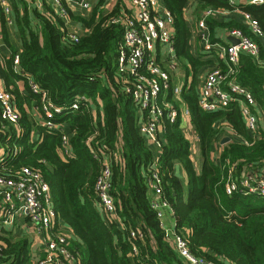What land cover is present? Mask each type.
<instances>
[{
	"label": "trees",
	"instance_id": "trees-1",
	"mask_svg": "<svg viewBox=\"0 0 264 264\" xmlns=\"http://www.w3.org/2000/svg\"><path fill=\"white\" fill-rule=\"evenodd\" d=\"M195 1V19L209 8L237 9L252 15L264 33V4L238 6L225 0ZM162 3L175 19L176 59L186 75H192V80L184 84L179 100L173 99L171 91L165 94V100L178 109L179 117L173 125L165 119L157 156L140 130L145 114L117 81L124 27L113 21L122 13V2L119 0L111 11L105 12V1L100 0L88 18L80 19L90 32L75 42L67 38L66 19L47 2L43 1L39 8L35 1L24 0L20 7L14 1L21 38L20 73L15 71L17 50L13 49L4 68L0 65V76L15 98L24 134L17 141L21 154L3 172L23 166L41 171L51 189L58 225L72 231L68 249L76 264H141L145 259L154 264H184L165 240V232L150 205L147 180L158 158L157 168L164 196L174 212L175 229L188 238L192 253L220 264H264V197H229L224 188L233 164L237 165L238 174L264 170V42L252 36L260 45L259 58L243 53L230 76V80L250 91L256 101L255 110L263 114L254 135L241 115L240 100L225 110L205 112L200 108V70L217 63L228 71V65L219 60L215 51L206 53L198 40L192 46V29L185 17L189 0ZM207 24L212 43H222L219 33L233 28L252 35L240 18L214 16ZM3 26L7 36L4 22ZM27 76L39 85L49 101L65 108L56 121L68 125L72 157L63 152L60 131L49 133L42 126L35 127L28 116L26 107L32 103L41 106L42 98L32 94ZM19 81H25L24 93L19 90ZM78 97L85 100L79 102V110L75 111L71 106ZM183 105L190 112V123L198 137L199 170L192 144L181 127ZM34 127L39 131L37 143L31 142ZM225 137L232 140L221 145ZM103 145L111 153V193L122 225L106 220L95 191L102 164L92 151ZM177 163L181 164L185 179L176 175ZM136 229L145 234L143 241L131 239V231ZM134 246L138 256L132 255ZM0 264H36L31 240L25 235L1 231Z\"/></svg>",
	"mask_w": 264,
	"mask_h": 264
},
{
	"label": "built area",
	"instance_id": "built-area-1",
	"mask_svg": "<svg viewBox=\"0 0 264 264\" xmlns=\"http://www.w3.org/2000/svg\"><path fill=\"white\" fill-rule=\"evenodd\" d=\"M28 1L37 3L39 0ZM96 1L98 0H51L54 9L66 20L74 6L91 12ZM225 1L235 5V0ZM122 4L121 15L113 21L124 27L123 41L119 50L117 81L145 114L140 123L141 133L146 136L150 144L160 149L162 145L160 135L164 131L165 119L173 125L179 117L178 109L165 100V94L171 91L173 99L179 100L183 92V86L174 84L172 74L178 65L174 50L175 19L163 5L162 0H122ZM247 4L260 5L264 4V0H247ZM40 6L41 4L38 3V7ZM0 7L3 15L7 18L11 16L13 6L9 0H0ZM242 15L244 25L253 36L263 38L264 33L258 21L249 13ZM214 16H226V12L209 8L201 17L195 19L197 38L206 53L215 51L219 60L227 63L228 71L216 66L205 73L199 90V106L205 112H215L225 110L233 102L240 100L238 103L241 115L246 121L248 130L256 135L260 123V116L255 110L256 101L248 89L230 80V76L234 73V68L239 66L243 53L259 58L260 46L239 28L227 30L229 38L239 41L237 45L231 42L227 45L212 43L207 20ZM10 20L8 18V24L12 23ZM67 38L78 42L80 35L68 31ZM166 62L169 68L163 65ZM14 66L15 71L20 73V52L14 55ZM27 82L32 94L41 95L42 98L41 106H35L41 114L42 122L35 124V127L42 126L49 133L60 131L63 152L66 156L72 157L68 125L56 121V116L63 114L65 108L49 101L32 78L27 76ZM83 100L84 97H78L71 109L79 110V102ZM181 118L190 119V112L184 105L181 108ZM21 119L22 115L13 94L4 87L0 79V232L21 231L31 240V245L38 243L42 248V255L35 261L36 264H76L74 255L68 249L73 237L72 231L58 225L51 189L41 171L23 166L10 173L3 172L4 167L18 159L22 152V148L17 144L24 134ZM35 127L31 133L32 143H37L39 140V131ZM92 152L102 164L95 185L101 212L109 223L117 222L122 225L111 193L113 172L110 150L103 145L100 150L94 149ZM157 166L158 158L150 168L152 171L147 185L151 195L150 205L165 232V240L171 244L184 264H220L194 255L188 238L177 231L176 227L167 226L166 217L169 213L174 215V212L164 196L163 180ZM238 172L236 164L229 167L224 184L226 195L264 197V170L242 171L241 174ZM130 237L133 240L143 241L145 234L141 229H136L131 231ZM132 255H139L136 246ZM141 264L154 263L145 259ZM226 264L233 263L226 262Z\"/></svg>",
	"mask_w": 264,
	"mask_h": 264
},
{
	"label": "crops",
	"instance_id": "crops-1",
	"mask_svg": "<svg viewBox=\"0 0 264 264\" xmlns=\"http://www.w3.org/2000/svg\"><path fill=\"white\" fill-rule=\"evenodd\" d=\"M9 1L12 3V6H13L14 1H15L18 4V6L20 7V3L22 1H24V0H9ZM25 1H28V0H25ZM43 1L47 2L49 5H51L54 8V6L52 5L51 0H39L36 3L37 6H38V3H40L41 6H42V2ZM77 1H79V0H77ZM104 1H105V5L102 7V10L105 11V12H109V11H111L113 9L115 4L119 0H104ZM120 1L122 2V0H120ZM99 2H100V0L96 1L94 6H97ZM235 4L238 5V6L239 5H244V4H247V0H235ZM196 5H197V1L189 0L188 6H187L186 11H185L186 20H188L187 19L188 13L191 15V12H192V14H193V12H195ZM222 10L226 12V16H220V17H222V18H240V20L244 23L243 15H242L243 12L241 10H237V9L233 10V11H227L226 9L225 10L222 9ZM16 13L17 12H16V10H15V8L13 6V12H12L11 16L8 17V18L11 19L10 21H12V23L8 24L7 23L8 18L5 15H3L1 7H0V65L3 68L5 66L6 60L9 59L12 56V54H13L12 50L15 49V50H17V52H19L20 51L19 49L21 48V38H20L19 31H18V26L16 24ZM90 13L91 12L83 11L78 6H74V8L69 13L68 20H66V26L68 28V31L69 32H76L80 36H82L84 34H88L90 32V29L87 28L81 22L80 19L88 18ZM192 21H193L192 22L193 26H191L189 22H188V25L192 29L191 44H192L193 47H195V42H193V39H194V41H196L195 37L197 38V34L195 33V31L197 30V28H196V20H195L194 16L192 17ZM3 22H4L6 30H7V36L5 35V32L3 31V28H4ZM222 33L221 32L219 33V37H220L221 41H223L222 44L223 45L229 44L231 41L229 40V36H227V34H228L227 30L224 32V34H222ZM252 36H253V34L251 35V37ZM258 39H260V41L264 42V36H263V38H258ZM208 55H210V54H208ZM210 59L214 60L213 56H211ZM163 65L165 67L169 68V64L167 62L163 63ZM216 66H217V63L215 65L214 64L213 65H209L208 67H211L209 69H212V68H214ZM263 68H264V65H263ZM263 71H264V69H263ZM172 74H173V82L176 85L184 86V84L187 81L191 82V80H192V75L187 76L186 73L184 72V70L182 69V67L179 66V64L177 65V69H175L172 72ZM0 79L3 82V84H4V87L7 88L6 84H5L4 80L1 78V76H0ZM201 86H202V83H201ZM201 86L199 87V84H198V90H200ZM18 87H19L20 92L24 93V90L26 89L25 88V81H19L18 82ZM35 106L36 105L32 103L30 106L26 107V110H27L28 116L33 120V122L35 124H39V123L42 122V117H41V114L38 112V109L35 108ZM258 114L260 116V121H262L263 120L262 112L260 111V112H258ZM181 119H182L181 120V127L185 131L186 137L190 140V142L192 144V151L194 153V157H193L194 163L198 167V170H199V165L200 164L197 161L198 154H199L198 137L196 136L195 131H194L193 127L191 126L190 119H188V118L187 119L181 118ZM67 131H68V133H70L68 128H67ZM231 140L232 139L230 138V142H231ZM151 148L155 151L156 155L159 154V151H158V149H157V147L155 145L151 144ZM220 151L221 150L219 149L218 153L215 155L216 160H219ZM175 173L181 179H185V177H186L185 173H184V170H183L181 164H179V163H177L175 165ZM165 222H166L168 227L175 228V223H176L175 217L171 213H169L167 215ZM18 234L23 235L24 232L19 231ZM31 250H32V256L34 258V261H37V259H39L41 257V255H42L41 246L38 243H34V245H31Z\"/></svg>",
	"mask_w": 264,
	"mask_h": 264
},
{
	"label": "rangeland",
	"instance_id": "rangeland-1",
	"mask_svg": "<svg viewBox=\"0 0 264 264\" xmlns=\"http://www.w3.org/2000/svg\"><path fill=\"white\" fill-rule=\"evenodd\" d=\"M194 15H196V13L195 12H193V14H192V12H191V15L188 13V16H187V19H188V22L190 23V25L191 26H193L192 24V17ZM195 33H196V31H195ZM195 39H196V41L198 40L199 41V43H200V40H199V38H196L195 37ZM196 41H194V39H193V42H196ZM209 68H211V67H208V66H204V67H202V69L200 70V72H199V79H198V82H199V87L201 86V83H203V76L205 75V73L206 72H208L209 71Z\"/></svg>",
	"mask_w": 264,
	"mask_h": 264
},
{
	"label": "water",
	"instance_id": "water-1",
	"mask_svg": "<svg viewBox=\"0 0 264 264\" xmlns=\"http://www.w3.org/2000/svg\"><path fill=\"white\" fill-rule=\"evenodd\" d=\"M229 40L231 41L232 44L234 45H237L239 43V41L237 39H234V38H229ZM228 142H230V138L229 137H226L222 140L221 144L222 145H225L227 144Z\"/></svg>",
	"mask_w": 264,
	"mask_h": 264
}]
</instances>
